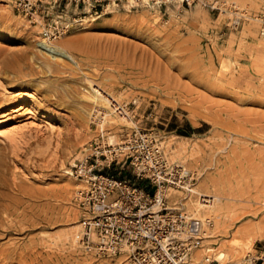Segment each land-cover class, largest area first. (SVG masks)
<instances>
[{
    "label": "rangeland",
    "instance_id": "obj_1",
    "mask_svg": "<svg viewBox=\"0 0 264 264\" xmlns=\"http://www.w3.org/2000/svg\"><path fill=\"white\" fill-rule=\"evenodd\" d=\"M213 6L250 18L228 28L232 15ZM263 9L264 0L118 9L53 42L74 55V67L41 52V27L0 0V113L10 114L0 130L18 127L0 138V264H124L87 248L68 174L92 154L90 116L104 109L90 94L94 84L120 105L133 110L136 103L138 126L160 137L172 164L195 175V195L176 189L182 200L214 198L216 211L199 218L166 192L170 209L206 224L191 264L247 243L219 264H264V39L253 18ZM109 108L111 120L100 127L109 143H122L134 123ZM201 253L209 255L202 263Z\"/></svg>",
    "mask_w": 264,
    "mask_h": 264
},
{
    "label": "built area",
    "instance_id": "obj_2",
    "mask_svg": "<svg viewBox=\"0 0 264 264\" xmlns=\"http://www.w3.org/2000/svg\"><path fill=\"white\" fill-rule=\"evenodd\" d=\"M196 1L11 0V6L30 25L41 26L44 39L53 43L83 27L86 19L96 21L118 9L166 7L174 2L192 7ZM211 9L222 12L215 6ZM258 18L264 38V11ZM230 21L227 27L236 30L245 18L236 15ZM133 104V110L129 105L116 108L118 116L127 113L134 123L131 133L118 145H111L100 127L104 110L97 107L92 111V154L71 169L72 178L82 183L74 201L84 213L85 243L97 255L123 256L125 264H191L192 253L206 240V224L186 212L170 209L166 190L190 193L195 175L172 164L160 137L138 126V107ZM200 200L206 203V197ZM206 264L219 263L208 260Z\"/></svg>",
    "mask_w": 264,
    "mask_h": 264
},
{
    "label": "bare ground",
    "instance_id": "obj_3",
    "mask_svg": "<svg viewBox=\"0 0 264 264\" xmlns=\"http://www.w3.org/2000/svg\"><path fill=\"white\" fill-rule=\"evenodd\" d=\"M178 1H182V0H178ZM223 5H224V7H225V3H223ZM168 6H172V5H168ZM258 6V5H257ZM151 7H155V6H152V5H148L147 6V8H151ZM224 7H222L221 9H222V13H229L230 15H232V18H233V16L235 17L236 15L237 16H240V17H244L245 18V20H247L248 18H250L249 16H248V13L247 12H245V11H239L238 9H236L235 7H226V8H224ZM259 8V7H258ZM231 9H234V10H231ZM236 11V12H235ZM264 11V9L262 10V12ZM130 12V11H129ZM259 14L260 13H258V14H256V15H254L253 16V18H254V20L258 23V25H259ZM252 17V16H251ZM93 21V20H92ZM41 27V26H40ZM40 31V30H39ZM259 35H260V37L262 38V36H261V34H260V25H259ZM262 39H264V38H262ZM70 42V41H69ZM71 43V42H70ZM74 44H76V42H74ZM66 47V46H65ZM65 47H63V46H60V45H55V44H53V43H50L48 40H46V39H43V40H40V41H38L37 42V48H39L40 49V51L41 52H43L45 55H47L48 57H50V59L52 60V61H58L59 63H70L71 65H73L74 67H78V66H80V65H78V61H76V58L74 57V55L71 53V52H69V50H67ZM259 48H260V53L262 54V56L264 57V43L263 44H260L259 45ZM71 50V49H70ZM64 72V71H63ZM95 85V84H94ZM94 85H91V87H90V94L91 95H93L94 97H95V99L94 100H96V102H95V104H97V105H99V106H104L103 108V110H104V112H103V115H104V120H102L101 121V123H100V125H101V127H103V125H104V123L107 121V122H109L111 119H109V113H107V111L105 110V108H109L111 111H112V113H116V108L118 107V106H120V107H122L123 105H120V103H118L117 101H115L114 99H112V98H108L107 97V94L104 92V90L102 91L101 89H99V88H95L96 86H94ZM98 87V86H97ZM87 89H89V88H87ZM20 95L19 94H16L14 97H19ZM32 96V95H31ZM32 98H34V97H32ZM1 101V100H0ZM22 101V100H21ZM2 102V101H1ZM115 104V105H114ZM23 109H25L24 107H23V105H20V106H18L15 110H12V113H14L15 115H16V113L17 114H19L20 113V111H22ZM7 113V112H6ZM127 114V113H126ZM126 114H125V117H123V119L124 118H126V119H128L127 117H126ZM10 114H2V113H0V123L1 122H4V120H6L7 118H8V116H9ZM108 115V116H107ZM92 117V114H91V116H90V118ZM125 119V120H126ZM129 120V119H128ZM121 121V120H120ZM130 121V120H129ZM91 122V121H90ZM131 122V121H130ZM115 123V122H114ZM127 123H128V121H127ZM113 124V123H112ZM55 127V126H54ZM18 127L17 126H10L9 128H5L4 130H0V138H2L3 137V135L5 134V133H10V132H13L14 130H16ZM55 128H58V127H55ZM92 130V129H91ZM106 133V132H105ZM108 136H110V135H108ZM112 136V135H111ZM8 137V136H7ZM110 138V137H109ZM108 139V138H107ZM111 140H112V138H110ZM113 141H114V139L110 142V144L111 145H118V144H120V143H118V144H116V142H115V144L113 143ZM4 156V154L2 153V151H1V149H0V166L3 164V158L5 157H3ZM166 156V155H165ZM167 157V156H166ZM85 160V159H84ZM69 175H71V172L70 173H68ZM72 177V176H71ZM74 182L77 184L76 185V190H75V192L78 190V189H80L81 187H82V183H80V182H77L75 179H74ZM72 189H68V191L70 192ZM168 190L169 189H167L166 190V192H168ZM189 192L191 193V194H196L197 193V191H196V189H189ZM71 193V192H70ZM70 193H68V194H70ZM193 196V195H192ZM192 196H189V197H187L186 199H183V200H186L187 202H185L186 203V206H188L190 209H191V211H194V212H196V216H198L199 218H201L202 216H205L206 214H209V213H214L215 211H216V209H215V201H214V198L211 196V197H208L209 199H211V200H206V203H203L201 200H200V202L199 203H197L195 200H193L192 199ZM206 196V195H205ZM75 197V196H74ZM202 197V196H201ZM200 197V198H201ZM204 197V196H203ZM167 198L170 200V203H173V204H176L177 202H180V200H182V193L180 192V191H177L176 189H171L170 191H169V193H168V196H167ZM217 199H219V198H217ZM183 200H182V202H183ZM167 206H168V204H167ZM185 207V206H184ZM170 208V207H169ZM215 209V210H214ZM197 217V218H198ZM198 218V219H199ZM84 228H85V224L84 223H81V231H82V233H83V230H84ZM206 228V227H205ZM80 231V232H81ZM81 233V234H82ZM207 234L208 233H206V237H207ZM236 241H237V239H235ZM239 243V242H238ZM225 248H221L220 249V251L218 252V254L216 255V259L214 260V262L215 263H222V262H225V261H230V262H232V259H234V258H232V249L233 250H235V249H237V248H241V247H245V248H249V247H252L251 246V244L250 243H247V244H245V245H243V246H241V245H239V244H234L233 246H232V249L231 250H228L227 249V246H224ZM199 250H201V249H199ZM219 250V249H218ZM238 250V249H237ZM237 250H236V253H237ZM240 250V249H239ZM242 250H243V248H242ZM250 250V249H249ZM207 253L210 255V253H211V251L207 248ZM206 252V251H205ZM193 254V253H192ZM196 254H198V253H196ZM208 255V256H209ZM206 254H204V253H201L200 254V256H199V259L201 260L200 261V263H202L204 260H205V258H206ZM207 256V257H208ZM234 256H237V254L236 255H234ZM192 257V256H191ZM215 257V256H214ZM120 259H123V263L125 264V260H124V257L123 256H121V257H119ZM208 260H210V259H208ZM206 261V260H205ZM238 263V262H237ZM231 264V263H230Z\"/></svg>",
    "mask_w": 264,
    "mask_h": 264
},
{
    "label": "crops",
    "instance_id": "obj_4",
    "mask_svg": "<svg viewBox=\"0 0 264 264\" xmlns=\"http://www.w3.org/2000/svg\"><path fill=\"white\" fill-rule=\"evenodd\" d=\"M264 258V252H259L258 260H262Z\"/></svg>",
    "mask_w": 264,
    "mask_h": 264
}]
</instances>
